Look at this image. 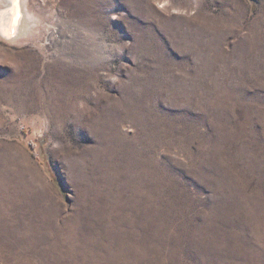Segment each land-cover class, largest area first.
<instances>
[{"label":"rangeland","instance_id":"obj_1","mask_svg":"<svg viewBox=\"0 0 264 264\" xmlns=\"http://www.w3.org/2000/svg\"><path fill=\"white\" fill-rule=\"evenodd\" d=\"M21 6L0 264H264V0Z\"/></svg>","mask_w":264,"mask_h":264},{"label":"bare ground","instance_id":"obj_2","mask_svg":"<svg viewBox=\"0 0 264 264\" xmlns=\"http://www.w3.org/2000/svg\"><path fill=\"white\" fill-rule=\"evenodd\" d=\"M21 0H6L0 13V34L5 38H11L18 34L21 20Z\"/></svg>","mask_w":264,"mask_h":264}]
</instances>
